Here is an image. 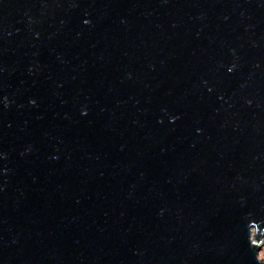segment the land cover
<instances>
[{"label":"water","instance_id":"water-1","mask_svg":"<svg viewBox=\"0 0 264 264\" xmlns=\"http://www.w3.org/2000/svg\"><path fill=\"white\" fill-rule=\"evenodd\" d=\"M264 0H0V264H264Z\"/></svg>","mask_w":264,"mask_h":264},{"label":"rangeland","instance_id":"rangeland-1","mask_svg":"<svg viewBox=\"0 0 264 264\" xmlns=\"http://www.w3.org/2000/svg\"><path fill=\"white\" fill-rule=\"evenodd\" d=\"M259 253H260V258L263 259L264 258V248H262Z\"/></svg>","mask_w":264,"mask_h":264},{"label":"built area","instance_id":"built-area-1","mask_svg":"<svg viewBox=\"0 0 264 264\" xmlns=\"http://www.w3.org/2000/svg\"><path fill=\"white\" fill-rule=\"evenodd\" d=\"M262 248H264V247H262ZM258 258H260V253H258Z\"/></svg>","mask_w":264,"mask_h":264}]
</instances>
